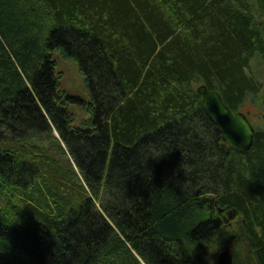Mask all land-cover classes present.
<instances>
[{"label": "trees", "instance_id": "16d2710c", "mask_svg": "<svg viewBox=\"0 0 264 264\" xmlns=\"http://www.w3.org/2000/svg\"><path fill=\"white\" fill-rule=\"evenodd\" d=\"M54 51L79 60L92 108L56 84ZM257 60L264 66V0H0V189L3 180L24 189L0 195V254L10 258L0 264H206L227 211L242 228L222 243L247 241L264 264V128L255 126L249 152L235 151L196 92L205 84L241 110L264 88L251 72ZM72 103L88 124L71 127ZM51 123L93 196L55 216L40 193L57 184L47 159L3 145L36 128L38 144L53 141ZM36 168L40 188L27 195ZM34 194L45 201L37 210L23 200ZM100 194L110 199L98 208ZM5 196L19 203L3 204Z\"/></svg>", "mask_w": 264, "mask_h": 264}, {"label": "rangeland", "instance_id": "374dc122", "mask_svg": "<svg viewBox=\"0 0 264 264\" xmlns=\"http://www.w3.org/2000/svg\"><path fill=\"white\" fill-rule=\"evenodd\" d=\"M52 56H54L58 64L57 71L61 72V73L58 72L57 74H58V77H59L58 79L60 81V84L63 90L69 93L70 95L83 97L84 99L89 100L86 82H85L83 75L80 72L81 69L79 68V65L73 60L65 58L60 51L52 52L51 58ZM251 72L256 77L258 83L261 84V81L264 83V66L261 64V61L257 60L251 63ZM256 94H257L256 96H252V97L257 98V99H253L254 102H251L250 103L251 105L248 104L249 106H247L244 109V113L248 116V119H250V121L255 124L257 128H264L262 127V123L259 120H256V116H259L260 118L262 117L263 123H264V88L260 86V91L257 92ZM252 97H249L248 99ZM72 115L74 116L73 121L71 123V125L73 126L86 125L89 122L90 114H87V111H83L77 106L73 108ZM21 127L19 130H23V125H21ZM50 127L52 130V135L56 141L48 140L47 142L46 140L42 142L46 144H41V145L38 144V141L41 142L42 140L41 138L43 136L39 135V132H38L39 128H36L37 130L36 131L34 130L31 134L22 135L21 137H17L15 139L13 138V140H10L9 138L6 137L3 145L10 146V147L11 146L16 147V150L19 149L18 152H20V154H25L26 152L28 154L27 156L30 158L38 157V159L36 158L37 161L39 160V157L43 159H47L46 162L44 161L45 165L47 166L46 171L51 172L50 177L56 179L57 184L50 183V185L48 184L45 187L41 185L42 189L40 193L44 196L45 200H47L48 202L46 206L51 212L50 215L55 216L59 210H62L66 214H68V212L70 211H74V210L77 211L76 209L79 208L82 201H86L84 196H88L91 199H93V196H91V190L90 188H88L89 186L87 187L86 183L82 182V179L78 176L77 173L79 172L78 171L76 172V165H75L74 159L72 160L70 155L66 153L67 151L66 143L61 139L60 134L55 130V127L52 123ZM16 130L18 129L16 128ZM16 134L18 133L16 132ZM13 136L16 137L15 135ZM27 138H29V140H26ZM57 141H59V143L61 144L60 146L62 148L58 146ZM55 145H57L60 150L56 151L57 147L55 148L54 147ZM31 147L35 148V151H32L30 149ZM204 147L209 148V143H204ZM50 148H52V150H50ZM199 148H201V150L203 149V147H199ZM53 167H58L61 169L53 170L51 169ZM36 175H38V168H36V170L32 173L30 172L26 173V177L29 178V179H26L27 184L30 183L29 187L26 188L28 190L26 191L27 195H31L32 194L31 192H34V191L37 192V189L40 188L38 183L36 184L34 183ZM75 178H77V181ZM199 178L200 176H198V179ZM2 179H4V177H2ZM3 183L4 184L2 188L0 189V195L3 192H8V193H11L13 196L14 195L20 196L22 190H24V189L21 190L18 185H17L18 187L15 186L13 188L12 184L10 186L4 180H3ZM14 183L18 184L17 180H15ZM0 185H1V182H0ZM57 185L58 186L64 185L65 186L64 190L63 188H61V190L59 191V189L57 188ZM78 189L81 190V198H83L81 200L77 199V197H79L77 194L79 193ZM195 196L200 197V198L202 197L205 198V196L207 195L202 194L201 189H198L195 193ZM109 199L110 198L108 196H104L103 194H100L99 199L96 203L98 208L101 205V203L105 205L106 201L107 200L109 201ZM7 200H10L11 205H14V206H17V203H19L14 197H7V196L4 197L2 203L5 204ZM23 200L26 201L25 203L27 205H29L30 207L36 210L40 207L39 202L40 204H43L45 202L39 199L37 196H36V201H33L32 204L26 199H23ZM202 206L203 208L201 209H203L205 214H208L207 208L205 207H209V206L208 205H202ZM11 210H12L13 216L15 215L18 216L17 215L18 213L16 210L14 209H11ZM40 212L41 211H39V213ZM32 213L34 212L32 211ZM42 214L43 213H41V215ZM227 217L229 220L228 222L229 227L225 226V227H222V229H220L219 231H217L215 236H213L214 242L208 245L207 250L206 249L204 250L206 253V255L203 256V259L206 260L205 263L206 264H218L219 256L223 252L229 251L233 255V258H234L233 264L236 262V259L238 261V264H256V261L254 257L251 255V252L248 251L247 241H240V242L234 241L235 240V237H234L232 239H226L227 242L222 243L226 234L231 233L228 231L233 232L235 230V227H233V225H235L236 223L231 222V221H234L235 219L232 220L230 219L231 218L230 216H227ZM105 221H108L107 218H105ZM107 223L114 230L116 229L112 221H108ZM222 237H223V240H222ZM220 242L221 244H219ZM235 242H237V244ZM238 243H241L243 245H238ZM204 246H206L205 243L203 245L196 244L193 249V252L197 249L199 250V248H201V251H203L202 248H204ZM4 254L5 256L0 254V257L2 256L3 259L10 260L9 256L6 253ZM134 255L135 257L137 256L136 253H134ZM198 258H200V256H198ZM141 263L147 264L144 260H142Z\"/></svg>", "mask_w": 264, "mask_h": 264}, {"label": "water", "instance_id": "95a60500", "mask_svg": "<svg viewBox=\"0 0 264 264\" xmlns=\"http://www.w3.org/2000/svg\"><path fill=\"white\" fill-rule=\"evenodd\" d=\"M198 92L224 141L236 150L249 151L254 144L256 134L249 119L242 113L231 112L225 105L221 94L210 90L207 85L200 86ZM218 264H233V256L229 251L219 256Z\"/></svg>", "mask_w": 264, "mask_h": 264}, {"label": "bare ground", "instance_id": "6f19581e", "mask_svg": "<svg viewBox=\"0 0 264 264\" xmlns=\"http://www.w3.org/2000/svg\"><path fill=\"white\" fill-rule=\"evenodd\" d=\"M64 52V51H63ZM71 58H73L74 56L73 55H71V54H69V53H67ZM68 59V58H67ZM77 59V58H76ZM54 64V66L52 67V71H53V78H54V80H55V82H56V84H58V82H59V85H60V81H59V77H58V72L59 73H61L60 71H57V67H58V64H57V62H56V60H55V58H54V56H52V60H51ZM79 60L77 59V61H74V62H76L78 65H79V68H80V64H79V62H78ZM80 72H81V74L83 75V77H84V79L85 78H89L88 77V74H84L81 70H80ZM58 81V82H57ZM98 81V80H97ZM85 82H86V79H85ZM93 82H96V80H93ZM202 85H205V84H199V85H196V92H197V94L199 95V99H200V102H201V104L203 105V110H204V112H205V114H207V116H208V118L212 121V119H211V117L209 116V114H208V112H207V108H206V104L203 102V100H202V97H201V95L199 94V92H198V89H199V87L200 86H202ZM86 87H87V84H86ZM61 88H62V86H61ZM63 89V88H62ZM94 91V90H93ZM213 91H215V90H213ZM87 92H88V95H89V100H86V99H84L83 97H80V98H82L84 101H86V102H88L89 103V106H90V108H92V104H93V100H92V95H91V91L87 88ZM112 95V98L115 100V101H118L117 102V104H123V102L127 99L126 98V96H124V94H122V93H118V92H116L115 91V89H113V90H111V92L109 93V95ZM70 95V94H69ZM108 95V96H109ZM72 97H79V96H75V95H71ZM224 100V99H223ZM224 103H225V105L231 110V112H235V113H242L243 115H245L246 116V118L248 119V116L244 113V109L247 107V106H249V105H246V104H244L242 107V109L241 110H234V109H232L230 106H228L227 105V103L225 102V100H224ZM251 105V104H250ZM78 107V108H80L81 110H83V111H85L82 107H81V105L80 104H75V103H72V104H69L68 105V110L72 113V111H73V108L74 107ZM88 114V113H87ZM89 119H91V116L89 115ZM256 120H259L261 123H262V127H264V123H263V118L261 117H259V116H256ZM249 121H250V119H249ZM213 122V121H212ZM251 122V121H250ZM214 124V123H213ZM251 124L254 126V128H255V124L253 123V122H251ZM215 125V124H214ZM80 126H82V125H76V126H73V125H71V127L72 128H74V127H80ZM216 126V125H215ZM217 128V127H216ZM55 130L57 131V129L55 128ZM218 130V129H217ZM58 132V131H57ZM221 139H222V141L228 146V147H230V148H232L226 141H224V139H223V137H222V135H221ZM229 148V149H230ZM228 149V150H229ZM232 149H234V148H232ZM235 151H237V152H241V153H246V152H249V151H245V152H243V151H239V150H236V149H234ZM79 172L80 173V171H79V169L77 168V166H76V172ZM79 173H77V174H79ZM80 176H81V174H79ZM226 215L227 216H230L231 218L230 219H232V220H234L235 219V217H236V213H232L231 211H227V213H226ZM242 224H240L239 222L235 225L236 226V229L237 230H240V228H242V226H241Z\"/></svg>", "mask_w": 264, "mask_h": 264}]
</instances>
